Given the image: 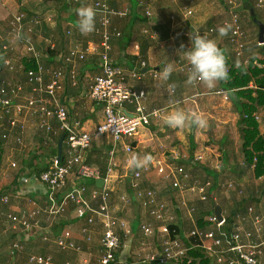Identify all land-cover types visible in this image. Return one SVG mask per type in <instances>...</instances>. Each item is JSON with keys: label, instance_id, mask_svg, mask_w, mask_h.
<instances>
[{"label": "crops", "instance_id": "0c3cea01", "mask_svg": "<svg viewBox=\"0 0 264 264\" xmlns=\"http://www.w3.org/2000/svg\"><path fill=\"white\" fill-rule=\"evenodd\" d=\"M19 1L22 7L25 6L23 1L27 4L30 2L24 9L26 11L18 8L17 12H26L29 17L38 15L34 10V7L37 6L34 2L31 0H28V2L27 0ZM57 1L67 8V11L71 9V14L66 18L65 25L58 22L60 16L54 13L52 15L57 23L56 28L44 25L37 33L30 34L26 32L24 36L25 38H29V36L35 37L43 31V39L47 38L58 47L59 53L54 58L49 60L45 54L42 61L45 65L44 67L49 70L63 68L65 72V79L63 81L64 91L58 93L57 98L68 109L71 123L78 125L82 131L93 132L98 125L104 122L102 106L90 98L92 80L100 74L99 54L103 49L101 47L100 36L96 34L95 30L99 26L98 20L101 14L96 13L94 31L82 34L79 31L76 10L83 5L91 4L93 0H82L80 5L71 6L68 4V0ZM230 1L232 0H229V3L225 2V0L111 1L110 5L114 11L118 13L125 12L126 15H110L111 26L109 30L112 36V51L110 52V56L113 62L129 72L139 71L140 69L139 79H131V86L137 92H145L146 100L143 101V104L149 111H162L160 117L153 120L151 130L145 129L144 134H140L139 132L133 138L135 151H141V149H145V151L151 149L150 151H154V148H151L154 144V141L151 139L153 135L154 138H157V143L162 147L167 146V139L179 137L183 127H169L166 119L170 112L176 110L183 111L187 115L184 110L180 109V106L184 103L190 104V108L192 109L188 110L190 114H196V108H198V113L203 117L207 115L204 118L208 121L211 113L207 98L219 95L218 91L225 90L224 84L226 80L217 82L216 86L212 89L201 82L195 84L186 82L188 72L182 70H186L189 65L183 51L190 47L189 36L191 33L203 34L213 29L214 32L209 38L216 39L219 48L226 54L230 62L227 65L228 67H244L248 70L251 62L255 61L254 66L264 70V45H260L258 42L259 33L256 40L253 38L254 28L251 27L249 29L250 25L245 22L246 17L242 14L241 18H239L242 20L241 24L243 26V36L240 38V43L244 45V49L242 56L237 55L238 46L232 42V22L233 13L237 15L238 13L234 6L235 1H232L234 5L230 4ZM223 4H225L227 12L219 10L218 7ZM16 6L15 0H0V32L5 36H7V33H10L11 21L17 13L16 10L14 11ZM148 10L152 14L151 17L146 15ZM41 15H44V13ZM224 25H230V28L226 36L220 37L216 29ZM70 29L74 33L72 37L67 36V30ZM117 32H120L122 36L117 37ZM8 39L9 37L7 36L4 42L9 44ZM29 40L31 39L29 38ZM17 41L21 43L18 39ZM11 45L13 46L14 44L12 43ZM15 45L17 47V43ZM22 45L26 50L25 44ZM75 46L88 51L84 61L76 62L79 82L76 87H73L68 76V66L62 64L61 57L66 55ZM18 53L19 50L13 46L10 54H4L0 42V56L3 58L0 87L3 82L11 85L10 90L17 85L24 86L23 93L14 99L16 107L25 106L26 99L31 96L29 86L26 85L25 62H23V58L17 57ZM6 57H9V61L15 66V70L12 72L5 66ZM30 62L33 61L30 60ZM142 63H145L144 68H141ZM165 64H171L174 69L168 80L162 79L161 76V69ZM261 79H264V73L258 79L254 78L250 84L249 88L255 91L254 97H257V80ZM232 98L229 93L223 95V107L227 111H224V109L221 111H224L228 115V109L230 106H234L241 119L244 113L241 104L248 103L249 101L241 98L240 100L237 99L235 104ZM178 101L180 103H177ZM130 111H133V109H130ZM254 115L259 117V120H257L259 131L261 136H264V108L257 106ZM17 119L25 126L24 133H20L18 129H14L11 132L9 140L3 141L0 138V170L2 171H0V176L1 180L6 181L9 189L7 192L0 194V198L5 195H11L9 205H4L0 201V264H31L29 262L31 256H49L53 259L54 264H100L102 256L101 239L104 227L98 220H96L95 224L89 225L87 221L77 218L76 209L72 205L69 207L67 213L58 220L47 221V217L42 216L39 218L41 221L40 226L29 232L8 221L7 214H19L20 212L30 210L29 199H46L47 190L36 179V175L45 170L50 160L55 157L54 149L58 148L62 138V136L57 137L46 132L41 127V119L34 110L23 112L17 116ZM240 119L236 122L237 125ZM50 125L55 129L59 127L55 119L50 121ZM193 126L195 127V125ZM238 129L236 128V134L238 135L236 139L234 138L237 142L234 140L223 142V138V140H220L219 145L216 146V140H211L212 144H209L206 149L211 151L212 154L207 160L209 165L202 168L203 177L200 176V170H197L199 166H196V163H192V160L187 162L190 168L188 166L186 168L192 175L193 183H212V188L209 191L211 198L209 202H200L189 196L191 204L197 208L198 212L192 217L186 213L188 220L183 214V210L180 209L178 196L171 189L169 182L162 179L164 187L160 192L155 191L157 199L166 203L170 209V213L176 217V225L173 226L175 227L174 230L177 231L186 245L189 244L188 237L195 224L200 226L199 221L201 219L206 224L203 227L200 226L201 228L207 230L215 228L208 224L205 218L217 206L221 207L224 218L230 217L237 211L242 213L247 212L245 216L247 220L244 222L237 221L236 226L248 231H254V221L257 216H264V176L258 177L255 173V165L249 166L245 161L243 134L239 126ZM199 132H197L198 134L196 133L198 138L194 137L195 133H192L193 135L190 138L192 149L197 148L196 143L200 141L199 136H204ZM19 138L21 139V143L18 140ZM174 143L175 140L169 145H173ZM38 149L43 152L45 151V154L41 156L42 151H38ZM110 149L111 146L106 143V139H100L93 143L87 157H90V161H101L102 154L107 155ZM171 151L173 152V150ZM121 156H126L122 147L116 158L119 159ZM165 157L176 158L179 160L178 163H181L179 156L176 154L165 155ZM44 160L48 161L44 162ZM7 161L17 163L19 165L17 171L12 170L9 166L6 168ZM181 164L184 165V163ZM43 166L45 168H42ZM93 166L97 167L96 165ZM216 168L218 169L216 170ZM10 175L14 176V180L7 182L10 179H6V176ZM73 182L75 181L70 179V185L71 183H80V181ZM113 183L116 182L112 180ZM227 183H233L234 188L231 190L225 188L224 185ZM89 186L92 188L91 182H89ZM140 207V212L136 215L135 222L131 224L133 236L122 249L119 259L122 264H159L149 260L153 255L161 251L157 235L147 237V240L143 239L146 241L144 246L149 247L142 252L136 251V247L140 241L138 236L143 235L142 237H144V234L140 230V224L149 222L156 231L161 226L159 222L148 216V212L141 205ZM249 208H253L254 212L252 214H249ZM5 221L11 224L6 229L3 228ZM261 227L264 229V222L261 223ZM68 231L71 232V237L67 239V242L72 244L74 248L62 250L57 245L56 238ZM14 243H19L23 249L12 255L11 251Z\"/></svg>", "mask_w": 264, "mask_h": 264}, {"label": "built area", "instance_id": "2783aa9c", "mask_svg": "<svg viewBox=\"0 0 264 264\" xmlns=\"http://www.w3.org/2000/svg\"><path fill=\"white\" fill-rule=\"evenodd\" d=\"M112 0H93L90 6L94 7L96 13H100L98 20L99 26L95 30L100 36L102 52L99 54L100 74L95 76L90 87V98L100 104L104 111V122L96 127L93 132L82 131L78 125L71 123L68 109L58 100V93L64 91L63 81L65 72L63 68L46 69L43 64L45 52L50 48L55 50L56 45L47 38L43 39L47 44L45 50H41L24 34L37 33L44 25L54 28L56 23L52 14L35 15L29 17L24 12H17L10 24V33L25 44L26 51L31 61L37 65L36 69L26 71L27 82L31 96L26 99L25 106L16 107L14 99L18 98L24 91V86L17 85L11 90V85L3 82L0 87V138L3 141L10 139L11 132L18 129L24 133L23 126L17 119L18 115L28 110H34L41 119V127L46 132L57 137H64L65 151L62 159L58 155L53 157L49 165L42 173L36 175V179L47 190L46 199H29L30 210L20 212L19 214H7V219L14 225L26 230L32 231L40 226L42 216L47 217V221H54L62 218L72 205L76 209V216L80 220H85L89 225L100 221L104 227V233L101 239L102 256L100 264H122L119 254L127 245L129 239L133 236L131 224L126 220L116 217L112 210V178L113 168L117 166L114 158L117 156L120 148H123L124 154L132 155L135 153L133 138H135L142 129H150L154 119L159 118L162 111H149L143 104L146 100L145 92H137L130 84L131 79H139V71H127L113 62L110 52L112 51L110 15L125 16V12H116L110 5ZM82 0H68L70 5H80ZM230 4L234 5L232 1ZM259 9H264V0H258ZM148 17L152 14L148 10ZM232 42L237 44V55H243L244 45L240 43L243 36V29L240 24L239 16L233 13L232 22ZM214 32L213 29L203 34L208 37ZM73 31L67 30V36H72ZM7 36L0 32V42L2 52L10 54L12 47L5 43ZM121 37L120 32L116 33ZM87 51L78 46L71 48L69 52L62 56V64L68 66V73L71 85H78L77 61H84ZM5 58V66L10 72L15 70L14 64ZM145 63H142V67ZM229 73L230 67L226 66ZM190 67L186 70L189 72ZM174 93V91H173ZM219 95L228 94L225 90L217 92ZM177 103H180L179 101ZM133 109V111H130ZM55 119L59 127L57 129L50 125V121ZM259 120V117L256 116ZM106 139V143L111 146L109 150L110 162L107 166L105 177L102 171L86 162L89 150L94 142L100 139ZM21 143V139H18ZM57 148V147H56ZM176 158L161 157L152 160L149 165L135 170L131 174L129 189L131 195H124L121 199L123 203L128 204L130 200L139 202L148 216L160 223L158 231L149 223L140 224V230L146 237H158L161 251L151 257V261L159 264H181L196 249L203 251L210 256L212 264H264V229L261 223L264 222V216L255 218L254 231H248L242 227L236 226V230L228 236L223 228L226 224L225 218L219 221L216 214L213 213L205 218V221L214 226V229H204L195 224L188 237L189 245H186L177 231L173 229L176 225V217L170 213L168 205L157 199L154 190H145L142 188V179L144 175L155 173L164 181L169 182L171 189L178 196L180 209L184 210L191 217L198 212L197 208L191 204L189 196L200 202L210 201L211 182L199 184L192 182V175ZM256 162V159H255ZM13 168H17V163H12ZM255 168V167H254ZM75 176L80 180L79 184L70 185V179ZM98 180H104L102 188L97 186ZM92 183V188L89 187ZM225 188L231 190L233 183H227ZM4 205H9L11 195H5L0 198ZM249 214L254 212L253 208L248 209ZM247 218L238 216V221L244 222ZM71 237V232L56 238L57 245L62 250L74 248L67 242ZM23 247L19 243L12 246V255L22 251ZM228 256V257H227ZM194 260V259H193ZM190 259V262H193ZM31 264H54L51 257L31 256ZM189 262V263H190Z\"/></svg>", "mask_w": 264, "mask_h": 264}, {"label": "rangeland", "instance_id": "374dc122", "mask_svg": "<svg viewBox=\"0 0 264 264\" xmlns=\"http://www.w3.org/2000/svg\"><path fill=\"white\" fill-rule=\"evenodd\" d=\"M31 1L34 2L35 5H37L34 7V10L39 15H41L43 13L44 14H54V13L56 14L57 13L58 14L57 16H60V19H58V22L63 23V25H65L64 23H65L66 18L71 14V9H69L68 10L69 12H68L67 8H65L57 0H31ZM226 1L228 2L229 0H225V2ZM234 1H235L234 6L236 7V12L238 13L239 18H241V14H242L244 17H246L245 22L249 23L248 25H250L249 29H251V27L254 28V37L253 38L256 40L257 34L259 33V28L253 19L254 17L251 16L250 10L248 11L243 7V1L242 0H234ZM23 2L25 4V6L22 7L20 5L21 2L19 0H15V4H17V6L14 8V11L16 10V12H17L20 8L23 11L28 6L30 1L28 2V0H27L28 4L25 1H23ZM134 2H136V1H134ZM218 8L222 12L226 11L225 4L219 6ZM24 11H26V10H24ZM72 13H73V11H72ZM240 21H242V20H240ZM260 21L264 22V11L260 12ZM53 25L57 26V23H53ZM56 26H54V28H56ZM43 35H44V32L42 31V33H39L35 37L29 36V38L34 42V44L37 45V47L41 50L46 49V45H45L44 40H43ZM8 42L10 45L13 43L14 44L13 46L19 50V53L17 55L18 58H23V62H27V63L30 62V60H31L30 56L27 54L26 50L24 49L25 47L21 43H19L15 39H13L12 36H9ZM15 43H17V47H16ZM13 46L11 45L12 48H13ZM77 70H78V66H77ZM207 99L209 102V111L211 113V117L208 119V121H206L207 125L204 127L205 129L204 128H198L196 126L194 127L193 124L191 123V121H186L185 126H183V128L180 131L179 137H176V139H172V138L167 139V141H166L167 146L165 145L164 147L160 146V144L157 143V138H154V135L151 136L152 141H154L153 147H151V148L152 149L154 148V151H150L151 149H149L147 151H145V149L144 150L141 149V151H139V150L135 151V154H137L141 158H143L145 155H149L151 157V159L149 161L143 163L142 166L139 168L132 167L127 163V159L131 155L121 156L119 159L116 157L114 158L115 159L114 163H116L117 166H114V167L112 166V168H113L112 180H113V182H116V183L111 184V188H112L111 206H112L113 213L116 217H119V218L126 220L129 224H133L135 222L136 215L140 212L139 208H141V207H140V204H138L139 202H134L133 200H130V202L128 204H125V203H123V201L121 199L124 195H126L128 197L131 195V192L129 189V182L131 180V174L135 170H138L140 168L145 167L146 165H149L153 159L161 158V157H164L165 155L168 156L170 154H176L177 156H179L180 162L184 163L185 168L187 166H188V168H190V165L187 164V162L190 160H192V163H196V166H199V167H197V170L198 171L200 170L199 174L201 177H203L204 174H203L202 168L209 165L207 160L210 157V155L212 154L211 151H208L206 149L209 144H212L211 140L212 139L216 140V146L219 145L220 140H223V138H224L223 142H225V141L228 142L229 140H234L237 142V140H235L237 135H238V134H236L237 133L236 128L238 129V126L240 127V124L237 125L236 122L239 121L240 117H239V114L237 113L235 107L230 106L228 111H229V114L231 113V115L228 114L229 115L228 116L224 112V111H227V109H224V107H223V95H214V96H211L210 98H207ZM202 104H204V102H202ZM180 109L184 110L187 113V115H189V116L191 115L190 112H188V110L189 111L192 110L190 108V104L184 103L182 106H180ZM223 109H224V111H221ZM196 114H199L198 108H196ZM204 117H207V115H205ZM199 131L204 136H201V135L199 136L200 141H198L196 143L197 148L192 149L190 138L193 135L192 133H195L194 134V137H195L196 133ZM238 131H239V129H238ZM144 133H145V129L144 130L142 129L140 131V134H144ZM196 137L198 138V136H196ZM173 140H175V143L173 145H169ZM171 150H173V152ZM38 151H42V150L38 149ZM55 151H56V148L54 149V154H55ZM44 154H45V151L44 152L42 151L41 156ZM106 156L107 155L102 154V158L106 157ZM45 161H48V160H44V162ZM109 162H110V158H108V164H109ZM11 163H12V161H7L6 162V168L9 166V167H11L12 170L17 171L19 165L17 164V168H13ZM108 164H107V166H108ZM42 168H45V167L43 166ZM217 169L218 168H216V170ZM7 178L10 179L7 182H12L14 180L13 175L6 176V179ZM71 180L75 181L73 183H76V181H80L75 176H73L71 178ZM114 184H116V185L114 186ZM142 187L145 190H154V191L160 192V190L164 187V185L162 183V178L157 176L155 173H150V174L144 175V177L142 179ZM8 190L9 189H8V185L6 184V181L1 180V176H0V194L5 193ZM174 193H175V191H174ZM223 194L225 195V193H223ZM175 195H176V193H175ZM207 202H209V201H207ZM207 202H205V203H207ZM183 214L185 215L186 219L188 220V218L186 216V212L184 210H183ZM8 221L4 222L3 228L6 229L7 227H9V225L11 226V224H10L11 222L9 221L10 222L9 223ZM142 236H138V238L140 240L139 245H137V247H136V251H138V252H142L144 249H147L149 247V246L148 247L144 246L146 241H144L143 239L147 240V237H145V236L142 237ZM138 238H136V239H138ZM17 240H19V239H17ZM190 259L193 260L195 258H193V256H191L189 254L188 257L181 264H192V262H190Z\"/></svg>", "mask_w": 264, "mask_h": 264}, {"label": "trees", "instance_id": "16d2710c", "mask_svg": "<svg viewBox=\"0 0 264 264\" xmlns=\"http://www.w3.org/2000/svg\"><path fill=\"white\" fill-rule=\"evenodd\" d=\"M243 7L246 10L254 9L256 13L257 19L260 20V12H263L264 9H259L257 4L258 0H243ZM253 18V17H252ZM255 21V18H253ZM241 24V21H240ZM242 26V24H241ZM243 29V26H242ZM46 44V43H45ZM47 47V44H46ZM223 52V51H222ZM59 53L58 47L55 50H51L50 48L46 51L47 59L54 58ZM226 66L230 64L229 60L227 59L226 54L223 52ZM3 58L0 56V74L1 68L3 65L2 62ZM255 61H252L250 67L245 69L244 67L236 68L235 66H230V71L228 73L226 83L224 84L225 91H228L233 97V102L236 104V100H240L241 98L247 99L248 103H242L243 115L240 119V129L243 134V148L245 154V161L251 166L252 164L255 165V173L258 177L264 176V136H261L259 131V124L257 122L256 116L254 115L256 107L261 106L264 108V79L257 80L258 82V90L256 91L257 97H254L255 91L252 90L250 87L251 82L254 78H259L263 73V69H259L254 66ZM37 65L35 62H25V69L24 71H28L31 69H36ZM1 142V141H0ZM1 145V144H0ZM65 151V144H63V153ZM58 148L55 151V156L58 155ZM109 154V153H108ZM101 157V161H90V157H87L86 162L93 166L96 165L101 171L103 177H105L107 173V164L109 156ZM256 159V162H255ZM42 173V172H40ZM38 173V174H40ZM215 213V209L212 212L208 213L211 215ZM247 212H235L230 217L225 218V226L223 228L224 232L230 236L233 231L236 230V225L238 221V216H246ZM201 227L205 226L206 224L201 219L199 221ZM175 229V227H173ZM189 245V244H188ZM193 258H195L192 264H212V260L210 256H207L201 250H192L189 253ZM228 257V256H227Z\"/></svg>", "mask_w": 264, "mask_h": 264}, {"label": "clouds", "instance_id": "9594fccd", "mask_svg": "<svg viewBox=\"0 0 264 264\" xmlns=\"http://www.w3.org/2000/svg\"><path fill=\"white\" fill-rule=\"evenodd\" d=\"M78 27L82 34H88L95 29L96 10L90 5H83L77 10ZM230 25L220 26L216 29L218 36L223 37L228 34ZM190 47L183 51L184 57L190 67L187 74V83L195 84L201 82L212 89L217 82L227 79L228 72L226 61L222 50L219 48L216 39L209 38L207 34L191 33L189 36ZM183 47V46H181ZM171 64H165L161 69L162 79L168 80L173 72ZM198 128L206 126L205 118L200 114L186 115L183 111L176 110L170 112L166 123L169 127L179 128L185 126L187 120ZM151 157L145 155L143 158L133 153L127 159V163L139 168L143 163L149 161Z\"/></svg>", "mask_w": 264, "mask_h": 264}, {"label": "water", "instance_id": "95a60500", "mask_svg": "<svg viewBox=\"0 0 264 264\" xmlns=\"http://www.w3.org/2000/svg\"><path fill=\"white\" fill-rule=\"evenodd\" d=\"M250 14L251 16H253L255 18V22L259 28V34H258V42L260 45H264V22L260 21L257 19L256 17V13L254 9L250 10ZM63 144H64V137L61 138L59 145H58V159L61 160L62 159V155H63ZM104 185V180H98L97 181V186L99 188H102ZM215 214L218 218L219 221H223V216H222V209L220 206H217L215 209Z\"/></svg>", "mask_w": 264, "mask_h": 264}]
</instances>
